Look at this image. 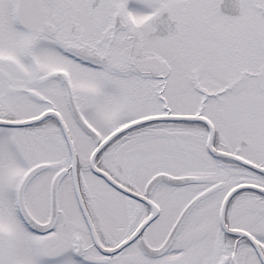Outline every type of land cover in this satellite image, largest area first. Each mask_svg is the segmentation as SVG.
<instances>
[{"label":"snow or ice","instance_id":"1","mask_svg":"<svg viewBox=\"0 0 264 264\" xmlns=\"http://www.w3.org/2000/svg\"><path fill=\"white\" fill-rule=\"evenodd\" d=\"M0 264H264V0H0Z\"/></svg>","mask_w":264,"mask_h":264}]
</instances>
